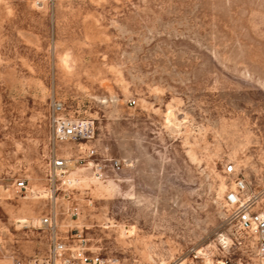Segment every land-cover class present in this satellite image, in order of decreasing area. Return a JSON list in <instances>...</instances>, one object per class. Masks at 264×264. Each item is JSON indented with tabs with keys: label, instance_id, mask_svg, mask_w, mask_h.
<instances>
[{
	"label": "rangeland",
	"instance_id": "rangeland-1",
	"mask_svg": "<svg viewBox=\"0 0 264 264\" xmlns=\"http://www.w3.org/2000/svg\"><path fill=\"white\" fill-rule=\"evenodd\" d=\"M54 103L91 139L54 140ZM236 177L264 213V0H0V264L46 259L43 217L118 264L251 263Z\"/></svg>",
	"mask_w": 264,
	"mask_h": 264
},
{
	"label": "built area",
	"instance_id": "built-area-1",
	"mask_svg": "<svg viewBox=\"0 0 264 264\" xmlns=\"http://www.w3.org/2000/svg\"><path fill=\"white\" fill-rule=\"evenodd\" d=\"M132 106L134 101L129 102ZM63 107L53 104L50 108L48 123L51 129L52 138L56 141H88L92 137L89 124L71 119L64 113ZM87 157L93 156L92 151H87ZM78 161L53 158L49 164L50 175L53 183L55 178L65 175L70 170V164L75 165ZM112 171H121L123 164L120 161H113L110 164ZM105 166L97 163L94 165L96 173H102ZM223 172L226 176H235V168L228 164ZM18 190L25 189L24 181L17 183ZM247 186L242 178L236 177L233 180L232 188L227 190L223 205L233 212L235 227L244 235L249 237L254 247V260L248 264H264V213L256 212L252 208V202L245 199ZM40 225L52 234L51 246L44 261L39 259L23 260L16 259L12 264H118V261L103 260L98 255L88 254L83 246L75 249L68 248L67 244L55 236V221L51 217H43ZM198 256L192 257L189 264H195Z\"/></svg>",
	"mask_w": 264,
	"mask_h": 264
},
{
	"label": "bare ground",
	"instance_id": "bare-ground-1",
	"mask_svg": "<svg viewBox=\"0 0 264 264\" xmlns=\"http://www.w3.org/2000/svg\"><path fill=\"white\" fill-rule=\"evenodd\" d=\"M223 241H224V239H223Z\"/></svg>",
	"mask_w": 264,
	"mask_h": 264
}]
</instances>
